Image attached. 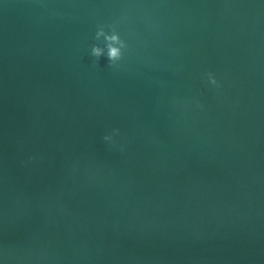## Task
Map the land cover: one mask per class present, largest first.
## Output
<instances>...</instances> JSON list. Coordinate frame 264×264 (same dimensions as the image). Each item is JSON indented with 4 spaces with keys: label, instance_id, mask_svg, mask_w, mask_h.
<instances>
[{
    "label": "water",
    "instance_id": "water-1",
    "mask_svg": "<svg viewBox=\"0 0 264 264\" xmlns=\"http://www.w3.org/2000/svg\"><path fill=\"white\" fill-rule=\"evenodd\" d=\"M0 264H264V0H0Z\"/></svg>",
    "mask_w": 264,
    "mask_h": 264
},
{
    "label": "clouds",
    "instance_id": "clouds-1",
    "mask_svg": "<svg viewBox=\"0 0 264 264\" xmlns=\"http://www.w3.org/2000/svg\"><path fill=\"white\" fill-rule=\"evenodd\" d=\"M108 29L107 31L105 29ZM103 38L104 44L100 46L98 44H93L90 49V55L99 60L102 56L106 58L109 66L118 67L119 62L124 58L125 50L128 45L124 39L121 38L115 25H98L95 32V39L99 40ZM207 78L209 82L217 87H219L218 81L212 75V73H207ZM118 131V130H114ZM104 140H111V136H104Z\"/></svg>",
    "mask_w": 264,
    "mask_h": 264
}]
</instances>
